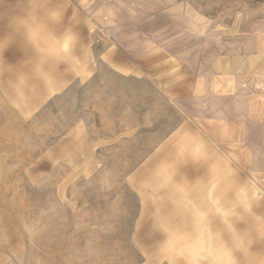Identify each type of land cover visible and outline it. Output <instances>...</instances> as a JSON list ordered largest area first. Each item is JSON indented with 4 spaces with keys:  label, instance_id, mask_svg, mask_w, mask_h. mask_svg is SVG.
I'll list each match as a JSON object with an SVG mask.
<instances>
[{
    "label": "rangeland",
    "instance_id": "1",
    "mask_svg": "<svg viewBox=\"0 0 264 264\" xmlns=\"http://www.w3.org/2000/svg\"><path fill=\"white\" fill-rule=\"evenodd\" d=\"M5 2L0 38L10 44L0 55V264H264V78L253 79L260 91L248 94L255 100L250 140H230L229 126H222L221 218L214 226L208 218L185 222V200L171 204L169 183L185 182V94L167 91L165 78L182 74L186 52L227 51L218 39L264 54V0H77L94 17L95 39L122 37L161 77L136 83L141 92L134 98L131 83L111 71L73 99L42 85L45 63L9 27ZM103 111L111 116L104 124ZM87 112L94 115L97 156L91 143L71 137L84 134V125L66 132ZM118 112L123 117L114 119ZM200 142H188L187 152L201 170L210 161ZM231 153L243 154L244 164L248 158V173L246 166L233 167L235 175ZM139 180L144 187H134ZM213 229L214 238L198 235Z\"/></svg>",
    "mask_w": 264,
    "mask_h": 264
},
{
    "label": "crops",
    "instance_id": "2",
    "mask_svg": "<svg viewBox=\"0 0 264 264\" xmlns=\"http://www.w3.org/2000/svg\"><path fill=\"white\" fill-rule=\"evenodd\" d=\"M10 1L6 0L5 7L11 17L23 14L28 7V0H14L13 4H10ZM36 2L41 5V18L45 17L48 8L55 7L62 12V19L59 22L49 23L50 31L60 34L65 29H71L77 37L70 57L57 55L55 59L49 58L45 63V71L41 73L44 79H41V83L47 89L53 87V91L60 95L69 93L73 99V96L77 97L84 89H93L95 77L109 75L112 71L122 80H128L131 83L128 92L136 97L138 92H141V87L136 83L143 79L151 83L155 82L157 77H161L155 71L157 69L148 67V58L144 57L142 52L135 51L134 48L129 49V46L125 47L126 43L122 37L111 39L103 35L101 41L95 39L94 30L97 25L94 17L86 8L80 6L77 0H36ZM32 7L35 8L36 3H33ZM197 41L189 40L188 44L197 43ZM218 41L216 43L218 45L229 46L228 50H220L212 54L186 52L183 56L185 59L182 60L185 63L181 64L182 74L174 71L165 75L166 84L171 86L167 91L185 94V119L181 122V129L185 134V182L174 183L171 181L169 183L171 204L185 200V222L208 218L211 226H214L216 221L221 218L222 126H229L232 135L229 137L230 140H250L248 130L254 124L253 104L255 100H253L254 96L248 94L260 91L254 89L253 79L258 78L259 75L262 79L264 78V54L238 51L237 45L242 44L238 40L223 41L218 39ZM26 43L28 42L25 39ZM28 51V49L22 50V61L26 59L28 61ZM171 59L176 60L175 57L159 58L153 61L152 65L160 66L162 61ZM98 62L107 68L99 70L96 68ZM29 66L34 68L32 63ZM103 112L105 113V111ZM92 113L90 115L87 112L85 117L79 115L66 132L73 131L74 128L77 130V126L80 124L84 125V134L77 130V134L71 137L78 136L77 140L81 139L91 143L92 145L89 146L92 150L91 154L97 156L99 155V145L93 144L95 139L92 128L94 115ZM105 115L102 116L103 124L106 123L105 117H108L109 120L111 117L109 113ZM123 115L118 112L117 116L112 117L121 119ZM262 118L261 140L264 141V107ZM132 124H136V121L134 120ZM107 132L108 130H106ZM115 133H120V130L116 129ZM176 133H180L179 130ZM79 134L81 135L79 136ZM102 139L104 141L103 137ZM191 140L201 141L198 149L204 151L209 159L210 166L208 168L203 167L200 170L196 168V165L190 163L187 149L188 142ZM104 147L106 146L103 145ZM244 151L245 156L248 157V149L246 148ZM262 153V190L264 194V151ZM230 155L233 166L229 167L235 175L236 170L233 167L246 166L244 171L246 173L250 171L248 158H246L247 164H244L238 158L243 154L231 153ZM150 164V161L144 164V167L150 169L148 172L139 169L140 173L138 174L141 177L143 173L150 174L152 170ZM175 173L173 175L176 178ZM138 182L140 185L135 184L134 187L145 186V182L141 180ZM188 230L185 227V231ZM211 233L201 232L198 235L202 238L205 236L216 237V229H213Z\"/></svg>",
    "mask_w": 264,
    "mask_h": 264
},
{
    "label": "clouds",
    "instance_id": "3",
    "mask_svg": "<svg viewBox=\"0 0 264 264\" xmlns=\"http://www.w3.org/2000/svg\"><path fill=\"white\" fill-rule=\"evenodd\" d=\"M33 3L36 7L33 8ZM41 5L36 0H28V7L23 14L13 15L9 19V27L21 31L35 50L40 62L46 63L49 58L55 59L57 55L70 57L77 37L71 29L57 34L49 29V23H57L62 19V12L58 8H48L44 18L40 16ZM7 36L0 38V55L9 44L4 41Z\"/></svg>",
    "mask_w": 264,
    "mask_h": 264
}]
</instances>
